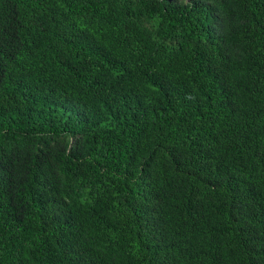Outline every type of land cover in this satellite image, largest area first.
<instances>
[{"label": "trees", "instance_id": "obj_1", "mask_svg": "<svg viewBox=\"0 0 264 264\" xmlns=\"http://www.w3.org/2000/svg\"><path fill=\"white\" fill-rule=\"evenodd\" d=\"M0 264H264V0H0Z\"/></svg>", "mask_w": 264, "mask_h": 264}]
</instances>
